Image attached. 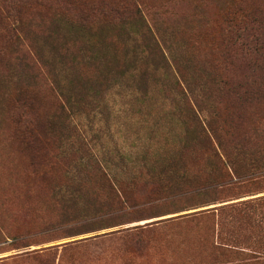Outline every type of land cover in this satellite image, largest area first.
<instances>
[{
    "label": "rangeland",
    "instance_id": "374dc122",
    "mask_svg": "<svg viewBox=\"0 0 264 264\" xmlns=\"http://www.w3.org/2000/svg\"><path fill=\"white\" fill-rule=\"evenodd\" d=\"M74 1L0 0V264H219L218 232L228 235L232 226L222 227L212 209L264 195L222 202L264 189L263 142L233 146L217 122V113L231 121L229 108L248 124L264 117V0ZM82 2H128L140 18L94 32L56 15L59 5ZM241 3L259 16L255 63L223 41L227 17ZM221 41L234 62L206 71V63L185 60L193 51L205 60ZM233 81L256 98L231 94ZM33 93V104L12 116L16 100ZM19 112L51 118L53 127L26 141L14 120ZM199 131L211 137L214 154L199 159L202 185L194 190L181 168L194 163L192 155L181 151ZM211 140L195 148L204 151ZM95 162L101 169L86 176ZM207 177L220 185L205 187ZM29 250L30 257L19 254ZM230 250L229 259L244 258L240 264L251 259Z\"/></svg>",
    "mask_w": 264,
    "mask_h": 264
},
{
    "label": "trees",
    "instance_id": "16d2710c",
    "mask_svg": "<svg viewBox=\"0 0 264 264\" xmlns=\"http://www.w3.org/2000/svg\"><path fill=\"white\" fill-rule=\"evenodd\" d=\"M95 2V1H94ZM74 3H77V0L74 1ZM81 7H70L69 5H65L67 8H61L60 5L57 8L58 11L56 12L57 16L60 17H66L69 22H71L75 27H80L85 30H91L94 32H102L104 31V28L109 29L111 25H118L123 23L128 24L127 22H130V18H140V10L138 8L134 10V7L130 6L127 2V4L121 2L117 3V5H110L108 7H101L98 8L94 6V4L90 5L88 2L79 4ZM75 6H77L75 4ZM242 3L238 5V7L232 11L226 21V25L222 29V36L223 41L225 43V40L232 41L233 44L238 45L239 52L236 54L235 57H240V54L243 55L245 59H247L248 62H250L252 59L251 52L254 50L259 51L260 48H262L263 43L260 40L261 35H255V31L252 33V28L255 27V22L259 21V16L254 11L252 13H249L248 15L243 12ZM56 16V17H57ZM239 16L242 18H239ZM245 18V19H244ZM58 20L60 18H57ZM241 19V20H240ZM57 20V22H58ZM243 22V23H242ZM142 26V25H141ZM134 28V27H133ZM140 29L144 30V33L150 36V31L146 29V27H140ZM221 43H219L218 46H215L213 44L210 45L209 51L211 55H207V58L203 60V55H198L196 52H191L187 55V58H185L186 61L190 62L193 67H196L194 65L202 64L203 62L206 63V71L209 70L207 66H212L214 68L215 66L220 65L221 63H225L227 65L230 62H234V59L232 57V54H230V50L228 48H221ZM219 47V48H218ZM221 48V49H220ZM199 56L201 57L200 60ZM249 59V60H248ZM252 62L255 63L254 60ZM209 63V64H207ZM180 70V69H179ZM210 74V76L213 79H216V82H224V84H227L228 80L226 78L219 77V74L215 72H207ZM234 82V81H233ZM235 84L231 87V94L237 96V98H240L241 100L249 99L250 101H253V99L256 98L257 92H250L248 90H242L239 91L240 84L234 82ZM29 90V89H28ZM27 89L24 90L22 88V96L29 95V91ZM27 94V95H26ZM22 98L16 100V103L14 104L15 107H13L12 110H9L11 112L12 116L14 115L16 109L23 108L24 104H33V101L35 100L34 93L31 95V97L27 100H21ZM19 116L15 117V122L17 124L18 132L26 141H28V138L30 139L32 136H35L36 139H39L38 134L41 131H46L49 129V127H53L51 124L53 123V120L50 118V121L47 119H44L42 117L31 118L29 117V114L26 112H19ZM228 115L231 116V121L228 122V117L224 118V114H218L217 113V122L219 124V128L224 130L221 132V136L223 139H226L228 142L231 143L233 146H238V144H241L243 147H249L251 143L253 142H263L262 143V152L263 155H261L258 158L259 167L258 169L262 171V174H264V117L261 115H255L251 121L250 124L247 123V118L243 116V114H237L234 110L228 109L227 111ZM235 127V129H238L237 133H231L230 129ZM253 126V130L257 132H251V127ZM226 127V129H225ZM221 130V131H222ZM195 142H190L188 145L190 146L187 150L186 148L181 151L182 156H188L192 155L193 164L191 166L189 165H182L181 168L185 169V173L190 175V179L193 181L194 190L200 189L199 187L202 185V183L199 184V177H200V162L199 159L201 156H203L204 153L210 155L212 157L213 150L212 147H214V143L211 140V137L209 135L204 134L203 131L198 132V136L194 138ZM211 140L209 145L207 146V149L204 151H200L199 149L195 148V145H197L198 141H206ZM192 145V146H191ZM194 145V146H193ZM255 145V143H254ZM256 150V149H255ZM257 151V150H256ZM253 154H256V152H253ZM75 156V157H74ZM72 159H77V155L75 153L72 154ZM70 159V158H69ZM97 161V160H95ZM37 163L36 156H32V164L35 165ZM99 162H95V165H91L88 168H85L86 176H91L90 169L93 168V170L97 168L101 169ZM105 174V173H104ZM229 177V180L231 182H235L237 180H234V177L232 174H227ZM222 178V177H221ZM224 181V179H222ZM215 181V180H214ZM211 181V178H206V184L207 186H214L220 185V182ZM202 182V181H201ZM69 183V181H68ZM204 184V183H203ZM208 184V185H207ZM203 186V187H204ZM213 187V188H214ZM202 188V187H201ZM218 188V187H217ZM264 193V189L252 191L248 194H244L242 196H237L235 198L230 199H223L222 202L227 201H234L243 197H249L255 194ZM210 210V209H209ZM212 210H218V213L222 216L220 218V225L223 226H232V229L230 232H228V235H223L218 232V238H220L222 244L220 245L225 249L224 252L220 253L217 258L219 259V264H234V261L238 259L239 261L236 264H240L244 261V258H237L234 257V260L229 259V256L234 254L231 252L230 249H235V253L243 256H249L251 257L250 260L247 261V264H257V263H263L264 262V195L253 197V198H247L241 201L232 202V203H226L217 207H214ZM222 219V220H221ZM225 233V232H224ZM106 234V233H105ZM77 240H73L70 242H75ZM68 242H64L62 244H66ZM61 244V245H62ZM49 248V247H44ZM39 248L36 250L44 249ZM35 251V250H34ZM29 252H32V250L21 252L19 254H26V256H29ZM235 255V254H234ZM24 256V255H22ZM260 261V262H259Z\"/></svg>",
    "mask_w": 264,
    "mask_h": 264
}]
</instances>
